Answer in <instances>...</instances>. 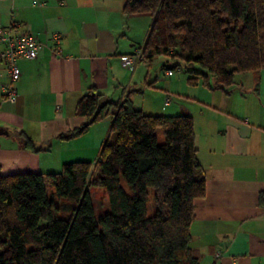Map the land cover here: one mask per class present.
Segmentation results:
<instances>
[{
	"label": "trees",
	"instance_id": "trees-1",
	"mask_svg": "<svg viewBox=\"0 0 264 264\" xmlns=\"http://www.w3.org/2000/svg\"><path fill=\"white\" fill-rule=\"evenodd\" d=\"M122 12L153 18L141 45L145 61L175 57L179 48L195 66L187 69L191 86L201 81L228 94L236 73L264 68V0H123ZM74 114L85 121L62 138L110 116L115 139L103 142L94 163H65L57 173L0 174V264H199L189 225L205 176L192 116L145 114L129 99L110 101L92 89ZM23 143L36 150L24 134ZM89 187L106 191L108 210L98 218ZM150 187L155 209L147 216Z\"/></svg>",
	"mask_w": 264,
	"mask_h": 264
},
{
	"label": "crops",
	"instance_id": "crops-1",
	"mask_svg": "<svg viewBox=\"0 0 264 264\" xmlns=\"http://www.w3.org/2000/svg\"><path fill=\"white\" fill-rule=\"evenodd\" d=\"M122 7L123 0H0L2 28L28 27L46 45L36 59L18 60L15 103L2 98L7 76L0 59V174L57 173L65 163H94L112 137L110 116L62 138L85 121L74 110L91 89L110 101L129 99L145 114L191 115L183 99L169 97H177L165 82L173 74L154 70V58L132 69L122 65L120 56L144 44L153 21L146 13L124 15ZM53 32L62 37L55 56ZM242 74L251 82L228 94L208 88L198 124L192 115L205 176L189 225L199 264H264V68ZM23 134L36 150L24 147Z\"/></svg>",
	"mask_w": 264,
	"mask_h": 264
},
{
	"label": "rangeland",
	"instance_id": "rangeland-1",
	"mask_svg": "<svg viewBox=\"0 0 264 264\" xmlns=\"http://www.w3.org/2000/svg\"><path fill=\"white\" fill-rule=\"evenodd\" d=\"M175 52L178 54L175 57H169L166 55H157L154 57L151 66L159 74H162L165 72L163 69V66L170 67L174 64L178 65V68H176L173 71V76L169 77L168 79H165V82L167 85H170L171 90L170 92L175 94L177 97L174 98L173 95L169 96L171 97V100L173 99V103L178 102V99H183V102L186 103L183 105L186 106L187 109H189L191 116L194 114L195 120L198 124L199 121V114L198 110L200 108L201 103L205 102L207 96L209 95L208 87L204 85L203 82L199 81L196 85L191 86L187 83V69H193L195 66L187 64L182 59V54L180 53V49L177 48ZM235 85L230 87V90L235 91L236 88L240 89L243 87L246 83L251 82V76L250 74H242V73H236L234 77ZM264 83V79H263ZM238 85V87H237ZM178 96L180 98H178ZM172 103V104H173ZM157 140L159 143L163 142V134L160 129L156 131ZM115 139V134L112 133V137L110 139V142H113ZM122 185L126 187L124 182H122ZM89 195L91 198V202L93 205L94 213L96 218H98L104 211L108 210V201L106 196V191L102 187H89L88 189ZM155 204H154V190L153 188H148V199H147V216H151L154 212Z\"/></svg>",
	"mask_w": 264,
	"mask_h": 264
},
{
	"label": "built area",
	"instance_id": "built-area-1",
	"mask_svg": "<svg viewBox=\"0 0 264 264\" xmlns=\"http://www.w3.org/2000/svg\"><path fill=\"white\" fill-rule=\"evenodd\" d=\"M61 34L53 32L49 36V41L52 42V54H58L57 48L61 44ZM0 59L5 67L7 81L1 86V94L4 101L15 103L17 100V91L15 83L20 76L18 68L19 59L33 60L38 57L39 51L45 44L38 41L28 27L20 26L16 23H11L9 26L2 28L0 26ZM122 65L128 69L134 68L138 63L145 61L143 47H137L132 53L120 56ZM164 74L171 76L173 71L166 69ZM170 102L167 97L165 104Z\"/></svg>",
	"mask_w": 264,
	"mask_h": 264
}]
</instances>
